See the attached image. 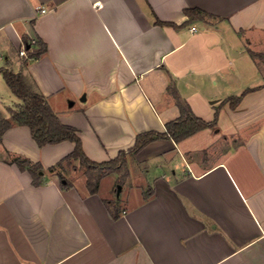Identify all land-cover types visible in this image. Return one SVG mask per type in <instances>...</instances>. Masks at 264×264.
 <instances>
[{
	"label": "crops",
	"instance_id": "obj_1",
	"mask_svg": "<svg viewBox=\"0 0 264 264\" xmlns=\"http://www.w3.org/2000/svg\"><path fill=\"white\" fill-rule=\"evenodd\" d=\"M188 8L209 16L190 21ZM25 38L47 51L21 56ZM250 50L264 52V0H0V69L45 95L91 160L165 132L181 116L171 86L195 115L218 113L215 127L128 156L119 193L113 184L103 193L102 179L92 193L87 177L68 175L73 161L50 169L73 142L39 146L28 126L7 129L0 264H264V87L235 109L223 103L263 84L264 58ZM16 97L0 99V119ZM16 157L43 165L39 185Z\"/></svg>",
	"mask_w": 264,
	"mask_h": 264
},
{
	"label": "trees",
	"instance_id": "obj_2",
	"mask_svg": "<svg viewBox=\"0 0 264 264\" xmlns=\"http://www.w3.org/2000/svg\"><path fill=\"white\" fill-rule=\"evenodd\" d=\"M185 13L189 16L190 21L195 19H205L207 16H209L208 13L198 8H188L185 10ZM156 23L160 25L167 24L177 26L174 23L165 22L158 18H156ZM37 39L38 44L33 48L29 47L30 39H24V44L27 48L29 58H38L47 51V44L43 40L39 38ZM250 52L253 57L264 58V52L256 53L252 50H250ZM0 72L3 73L4 78L13 93L22 101V103L16 109L11 110V116L9 118L0 119V139L7 129L17 124L28 126L31 130L33 138L36 140L39 146L56 144L65 140L73 142L75 144L73 152L64 157L60 162H58L55 166H52L50 169L54 170L57 167L62 166L64 162L79 160L90 170L88 172L87 184L92 193L98 192L100 181L105 174L115 171L121 167H128L127 154L136 155L149 143L160 138H171L176 142H180L205 128L215 127L218 122V113L213 120H205L195 115L189 104L180 98L175 87L171 86L170 88L172 93L180 107L181 116L177 120L167 122L165 132L148 131L139 133L134 146L128 150L120 151L118 156L111 160L97 162L91 160L86 155L77 128L63 123L59 116L52 109L46 96L36 91L22 73L14 72L7 68H1ZM262 87H264V82L260 86L247 88L241 94L225 99L223 103L229 102L230 106L235 109L239 106L243 97L247 93ZM13 161L16 162L21 169L28 170L31 173L33 182L36 185L41 183V172L44 170L41 163H33L31 160L21 157H16ZM60 177L62 184H64L63 181L66 179L65 176L61 175ZM66 183H68V180ZM113 202L114 201L106 200V203L109 205V207ZM116 210H118V208H116ZM113 215L118 217L119 210L117 213H113Z\"/></svg>",
	"mask_w": 264,
	"mask_h": 264
},
{
	"label": "rangeland",
	"instance_id": "obj_3",
	"mask_svg": "<svg viewBox=\"0 0 264 264\" xmlns=\"http://www.w3.org/2000/svg\"><path fill=\"white\" fill-rule=\"evenodd\" d=\"M260 66L264 68V63H260ZM1 80V79H0ZM2 86L6 91H0V99L3 100L7 105L13 106V101H18L17 97L11 93L9 87H7L5 81L2 79ZM4 112V107H1ZM127 156H132L127 154ZM129 167V166H128ZM128 167H121L115 171L105 174L102 178V191L105 193L110 184L114 185V191L118 189V186H122V183L125 181L127 176ZM89 168L82 164L79 160L74 161L73 164L68 167V175L74 178H86L88 177ZM117 182V183H115ZM115 183V184H114Z\"/></svg>",
	"mask_w": 264,
	"mask_h": 264
},
{
	"label": "built area",
	"instance_id": "obj_4",
	"mask_svg": "<svg viewBox=\"0 0 264 264\" xmlns=\"http://www.w3.org/2000/svg\"><path fill=\"white\" fill-rule=\"evenodd\" d=\"M39 9H40L41 13H45V12L48 11L47 8H45V7H39ZM198 29L199 28L197 26H192L191 27V31H193V32L197 31ZM37 44H38V39L37 38H31L29 40V47L33 48ZM20 55L28 57V51H27V48H26L25 44H24V47L20 50Z\"/></svg>",
	"mask_w": 264,
	"mask_h": 264
},
{
	"label": "water",
	"instance_id": "obj_5",
	"mask_svg": "<svg viewBox=\"0 0 264 264\" xmlns=\"http://www.w3.org/2000/svg\"><path fill=\"white\" fill-rule=\"evenodd\" d=\"M121 187L122 186H120V185L118 186V193L121 191Z\"/></svg>",
	"mask_w": 264,
	"mask_h": 264
}]
</instances>
